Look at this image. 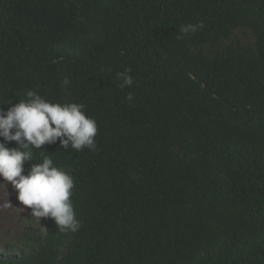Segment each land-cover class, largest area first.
<instances>
[{"label": "trees", "instance_id": "obj_1", "mask_svg": "<svg viewBox=\"0 0 264 264\" xmlns=\"http://www.w3.org/2000/svg\"><path fill=\"white\" fill-rule=\"evenodd\" d=\"M26 90L84 104L97 149L34 150L81 227L41 218L0 264H264V0H0V108Z\"/></svg>", "mask_w": 264, "mask_h": 264}, {"label": "clouds", "instance_id": "obj_2", "mask_svg": "<svg viewBox=\"0 0 264 264\" xmlns=\"http://www.w3.org/2000/svg\"><path fill=\"white\" fill-rule=\"evenodd\" d=\"M204 27L203 22L181 25L176 39L182 40ZM116 77L121 89L134 83L130 68ZM62 84L68 86L70 80L65 77ZM133 99L131 93L126 96L127 101ZM10 104L12 101L7 105ZM85 108L82 103L48 101L34 90H26L25 99L6 111L0 108V179L17 191V200L24 209H31V218L39 224L41 218H50L60 232L75 233L81 227L71 200L73 176L54 166L50 155H45L42 163L33 164L27 175L22 173L25 162L33 159L34 150L57 141L65 151H96L97 122L86 115ZM9 142H15L17 147L9 148ZM5 206L11 205L7 202Z\"/></svg>", "mask_w": 264, "mask_h": 264}, {"label": "rangeland", "instance_id": "obj_3", "mask_svg": "<svg viewBox=\"0 0 264 264\" xmlns=\"http://www.w3.org/2000/svg\"><path fill=\"white\" fill-rule=\"evenodd\" d=\"M235 38L243 45H252L254 39L247 31H236ZM7 202L12 206H5ZM17 200V191L11 184L0 179V256L6 247L17 245L24 231L35 229L37 222L29 216V209ZM23 217V219H21Z\"/></svg>", "mask_w": 264, "mask_h": 264}]
</instances>
